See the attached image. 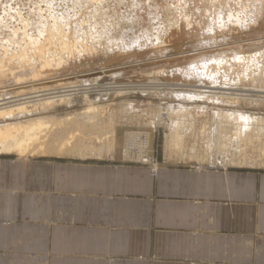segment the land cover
<instances>
[{"label": "bare ground", "instance_id": "6f19581e", "mask_svg": "<svg viewBox=\"0 0 264 264\" xmlns=\"http://www.w3.org/2000/svg\"><path fill=\"white\" fill-rule=\"evenodd\" d=\"M169 3L168 0H0V160L97 158L113 161L145 157L149 161L154 130L164 127L167 133L162 150L169 162L148 163L154 174L162 164H184L196 171L205 168L264 171V168H255L256 165L264 167V117L223 109L212 110L208 120L206 110L183 101L175 105L155 104L150 113L142 112L138 116L133 115V105L128 100L113 109L108 103L99 104L107 91L92 93V87L86 84L57 83L62 81L55 79L58 74L72 68L81 56L95 54L96 50L110 52L109 44L123 33L139 30L145 39L150 32L172 34L176 29L178 35L184 32L188 36L207 34L209 37L227 24H241L247 18L254 23L264 17V0H172ZM157 20L163 26L160 23L155 26ZM214 37L211 47H217L221 53L235 48L217 41L215 45ZM263 43L261 39L255 44ZM204 45L202 54L211 49ZM121 46L117 44L116 49L121 50ZM256 52L226 53L228 56L224 55V59H211L184 69L178 78L188 83L180 84L182 81L177 80V83L158 84L153 87L154 93L182 97L188 103L204 98L222 103L251 96L264 99V51ZM50 79L56 82L52 88L45 85ZM133 87L136 86L129 84L113 89L120 93L125 89L129 92ZM234 89H241L238 91L242 94L225 91ZM253 91L263 95L253 96L249 93ZM93 95H96L94 100ZM75 102L81 103L80 110L56 114L58 107L70 108ZM145 115L150 121L144 125L137 118ZM120 119L124 122L119 123ZM129 123L134 126L129 127ZM200 138L206 141V152L201 150L203 146L199 149L195 144ZM192 160L199 163H181Z\"/></svg>", "mask_w": 264, "mask_h": 264}, {"label": "crops", "instance_id": "0c3cea01", "mask_svg": "<svg viewBox=\"0 0 264 264\" xmlns=\"http://www.w3.org/2000/svg\"><path fill=\"white\" fill-rule=\"evenodd\" d=\"M13 160L0 264H264V171Z\"/></svg>", "mask_w": 264, "mask_h": 264}, {"label": "rangeland", "instance_id": "374dc122", "mask_svg": "<svg viewBox=\"0 0 264 264\" xmlns=\"http://www.w3.org/2000/svg\"><path fill=\"white\" fill-rule=\"evenodd\" d=\"M171 2H172V0H168V3H169L168 5H170ZM110 5H109V7H112V4H110ZM120 10L123 11L124 8L122 7V8H120ZM250 21L247 18L241 24H237V25L236 24H227V25H225V27L222 28L223 30L222 29H219V30L216 29V31H219V33L218 32L216 33V31H214L213 33H210L212 38L210 37V34H209V37L207 34H202L201 36L199 35L200 37L199 36L196 37L195 35L194 36H190V35L188 36L184 32L182 33L183 35L181 33H180V35H178V33L176 32V29H174V28L173 29L175 30V32H172V34H170V32L168 33V32H164V31L159 32V33L152 32V34L150 32L148 34V36L150 38L147 36V38L145 37V39L141 35V32L139 30H137V31L133 30L132 33L130 31L131 34L130 33H123L121 36L117 35V41L115 40V38H116V35H115L114 36L115 38L113 37L115 42L109 44V47L111 48L110 52H107V54H105V53H100L99 50H96L98 52L95 54H90L89 56H84V57L81 56L80 58H78L76 60V62L74 63L72 68L66 69L67 73L66 72L59 73L58 74L59 77L55 78V79L62 80L61 82H57V83H60V84L65 83V85H67L68 83L71 82V84H69L70 86H74L75 83L77 85L86 84L87 87H90V88L92 87L91 88L92 93H94V91H97V92L99 91V93L101 92L100 94H102L103 91H107V95L102 96V98H100L101 101L99 99L100 102H98V103L99 104H107L108 103V104H110L109 105L110 109L117 108L118 104H120L122 101L128 100L133 105L132 106L134 109L133 115L135 113L138 115L139 113H142V112H146V113L149 112L150 113L151 108H155V106H154L155 104L159 105V104L165 103V104L175 105L178 103L182 104V101H183V104L185 103L186 105L200 106L204 110H206L208 120H210L211 114L213 113V111L223 110V109H224V111H227V112L228 111L229 112H241L244 114H251V115H257V116L264 117V105H263L264 99L260 98L261 99L260 100V99H258V97H252V96L248 97V98L245 97L243 99L241 98L240 101L239 100H233V102H232L231 100H228V102H223V103H222V101L219 102V101H216L215 99H212V101H211V98L210 99H206V98L194 99V100H192L193 101V104H192V101H190L188 103L187 101H184L185 99H183L182 97H179V99H178V97H175V95H168V96L164 95V94L160 95L158 93H154L155 91L153 90V87L156 88L158 84L163 85V84L177 83V80H178V83H180L182 81V79L179 80V78H181L182 72L184 69H188V68L193 67V66H200L201 64H203L205 62H210L211 59H224L228 55L235 54V53H236V55H238V54L244 55V53L245 54L246 53L247 54H251V53L253 54L256 51L257 52H262V50L264 51V43L258 44L260 46L255 44L257 42V40L260 41L261 39H264V17H261L260 19L254 20V23L252 21L250 23ZM159 23H160V25H159ZM158 25L163 26V23L161 20L155 21V26H158ZM160 33H162V34H160ZM214 33H215V35H214ZM135 34H137V37ZM158 34H160V35H158ZM124 35H127V37H125ZM132 35H133V37H132ZM169 35H171V36H169ZM206 35H207V37H206ZM140 36L142 38L138 39ZM155 36L157 37V39ZM213 36L216 37V38L214 37L215 38V45H216V41H217V44H228L227 46L230 45L232 47H235L236 49L233 48V50L231 49V50H229V52L227 50V52L229 53L228 54L227 52L221 53V51L218 50L217 47L212 48L211 43H214V40L212 41ZM120 37H122V38L120 39ZM202 38H203V40H202ZM208 38L211 39V41L208 40ZM145 40H146V42L148 40V42H150V43H148V42L146 43ZM153 40H155V41H153ZM138 41H140V43ZM152 42H153V45L151 44ZM93 44H94L93 46L97 47V49H98V45L96 43H93ZM117 44L122 45L121 50L116 49ZM204 44H207L208 47L211 48L210 49L211 51L206 49L205 53L202 54V49H205L204 47H206ZM133 45L134 46L136 45V46L134 47ZM144 45L146 46V48L143 47ZM213 45L214 44H212V46ZM112 46H114V48ZM202 46H204V47L202 48ZM255 46H258V47H255ZM124 47L128 48V49H125ZM138 47H140V48H138ZM215 49H216V51H215ZM123 50H125V51H123ZM142 52H143L144 56L142 55ZM206 52H207V54H206ZM120 53H122V54H120ZM140 53H141V56H139ZM209 53L210 54L212 53V54L210 55ZM224 55L225 56L227 55V56L225 57ZM194 58L196 59V61ZM192 59H194V61H192ZM181 68H182V70H181ZM176 73H177V75H176ZM60 74H61V77H60ZM175 77L177 79H175ZM186 83H188V82L183 80L182 83H180V84H186ZM53 84H56V82L53 79L46 80V82H45V85L51 86L49 88H52ZM129 84L136 86V87H133L134 90L130 89L128 92V90L125 91L126 90L125 89V90L119 91L120 93H118V91L116 93L114 92L113 88H115V87L117 88L119 86H126ZM65 85H63V86H65ZM155 85H156V87H155ZM83 87H86V86H83ZM144 87L146 88L145 90H144ZM142 88H143V90H142ZM147 88H148V90H147ZM241 89H238V90H241ZM238 90L234 89V90H225V91H229L233 94H242V92L238 91ZM243 93L245 94V92H243ZM247 93L248 92H246V94ZM249 93H251L253 96L263 95V94H260L259 92H254V91L249 92ZM165 96H167V97H165ZM95 97H96V95L91 96V98L93 100L95 99ZM253 98H255V99H253ZM249 99H250V101H249ZM103 100H105V101H103ZM180 100H181V102H180ZM254 100L256 101V103H254ZM73 104H74V106L72 105L70 108H65L64 106L58 107L56 114L64 115V114L69 113V112H74V111L80 110V108L82 107V105H80L81 104L80 102H75ZM137 119H139L140 122H143V123L145 122L144 125L150 121L146 115L143 117H139ZM123 122H124V120L120 119L119 123H123ZM128 126L131 127L134 125L132 123H129ZM197 126H199V124ZM166 133H167V128H164V127L156 128L154 130L153 141H152L153 146H152V151H151V156H150L151 159L149 161L145 157H144V159L141 158L142 160L141 159H137V160L128 159V160H126V159L119 158V159H115L113 161H133V162L134 161H142V162H147V163L169 162V161H166V159H165L166 157H165L164 152L162 150L164 142H165L164 135ZM204 140L205 139L200 138V139H196V141H195V144L197 145V147L199 149H200V146L201 147L203 146V148H201V150H203V151L205 150L204 145L206 142ZM192 144H194V143H190V145H192ZM205 152H206V150H205ZM214 153H215V155L218 154L216 150L213 151V154ZM49 156L55 157L57 155H49ZM219 156L221 157V155H219ZM61 157H70V156H61ZM93 159H97V158H93ZM41 161H43V160H39L38 163ZM170 162H172V161H170ZM180 162H172V163H180ZM181 163H189V164L194 163L195 164V163H199V162L192 160L189 162H181ZM217 164H220V163H217ZM220 165H222V164H220ZM255 168L260 169V168H264V167L263 166L261 167V165H256ZM150 171H151V169H150ZM253 171L258 172L257 170H253ZM151 174L154 175L153 172Z\"/></svg>", "mask_w": 264, "mask_h": 264}]
</instances>
